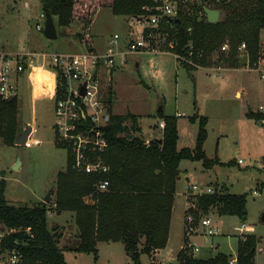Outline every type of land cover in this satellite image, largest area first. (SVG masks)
<instances>
[{
  "label": "rangeland",
  "instance_id": "374dc122",
  "mask_svg": "<svg viewBox=\"0 0 264 264\" xmlns=\"http://www.w3.org/2000/svg\"><path fill=\"white\" fill-rule=\"evenodd\" d=\"M42 13L39 0H0V52L21 50L22 47L35 52H75L82 48L83 36L90 37L91 45L102 52L115 33L124 34L128 28V32H134L137 37L145 26L143 20L135 24L132 18L115 16L108 7H98L87 25L77 21L69 27H59L55 21L57 38L49 40L42 32ZM37 24L42 27L41 31L36 29ZM260 38L264 48V29ZM25 39L29 42L28 45L25 43L26 46ZM228 49L222 50V53ZM237 51L242 52L238 48ZM241 55L247 56L246 52ZM263 59L258 60L255 69L248 61L243 65H227L219 61L203 67L208 70H196L191 77L176 63L172 53L138 52L131 54L126 65L117 69L112 77L105 75L102 94L108 99L110 89L112 111L138 115L143 137L152 131L150 123L157 124L160 117L156 115V110L163 106L165 115L179 112L177 148H193L198 123L196 119H190L205 116L203 151L206 158L217 157L219 161L211 168H204L201 161L180 162L183 176H179L176 182L175 208L167 243L160 254L153 252L148 260L146 255H141L142 264H176L177 253L185 251L183 247L187 241L198 247V251L194 252L197 258L205 259L217 252L235 257L236 244L244 238V234L240 235L241 232L236 229L241 223L247 228L243 233L253 234L258 240L255 263L264 264V221H261L264 213V123L247 115H255L259 112L258 106L262 105L264 118ZM31 76L34 84L23 73L18 78L17 87L19 125L22 129L25 124L33 128L28 144L7 145L0 139V179L4 180V197L8 204L15 206H33L42 201L55 185L57 173L65 169L67 160L66 148L54 137L55 96L50 77L46 69L33 71ZM43 81L49 83V89H43ZM237 89L240 94L236 95ZM156 131L161 134V129ZM17 159L19 167L13 169ZM188 183L209 185L220 192L244 194L243 215L219 216L216 209L210 208L203 214L210 215L219 232L211 236L187 237L184 218L183 230L180 218L183 206L188 203L185 198ZM53 198L51 193V200ZM53 208V205L50 206L51 212L47 213L48 225L56 224L63 233L61 245H71L76 228L73 213L65 211L56 214ZM5 230L0 224V231ZM113 243L98 242L96 256L80 253L73 258L66 253V260L70 264H132L123 243ZM258 247H262L263 251H258Z\"/></svg>",
  "mask_w": 264,
  "mask_h": 264
},
{
  "label": "trees",
  "instance_id": "16d2710c",
  "mask_svg": "<svg viewBox=\"0 0 264 264\" xmlns=\"http://www.w3.org/2000/svg\"><path fill=\"white\" fill-rule=\"evenodd\" d=\"M39 2L42 7L46 5L59 27H69L77 21L89 24L98 7H108L115 16L143 21L156 12L152 9V0ZM177 5L176 16L162 21L160 30L166 40L173 41L172 52L191 62L179 61L183 68L190 70L219 61L227 65L239 63L241 53L237 48L242 42L246 45L249 65L264 57L260 38L264 29V0H178ZM202 6L218 9L222 16L215 22L204 18L197 20ZM149 30L150 27L146 26L143 32ZM83 38L82 43L92 49L90 37ZM224 44L229 46L226 53L221 50ZM105 102L109 118L101 130L107 147L100 153V158L108 167L106 173L75 171L67 156L65 169L57 173L53 200L39 201L33 206L8 204L4 197V180L0 179V224L8 231L2 239V246L16 247L21 254L20 264H70L65 258L66 251L96 256L98 242H122L132 264H142L141 255L151 257L167 243L180 162L201 161L204 168L219 163L217 157L206 158L203 151L205 116L190 119H196L198 123L194 147L177 148L176 116L157 111L164 121L161 139H149L140 134L138 115L112 111L110 89ZM17 113V96L0 98V139L7 145H15L14 139L22 130ZM247 115L256 121L263 119L261 112ZM156 126L158 124L152 128ZM102 179H106L108 185L100 190L97 184ZM195 202L202 213L214 208L219 216H242L245 209L244 194L214 191L198 195ZM52 205L56 214L73 213L76 234L72 235L71 245H61L62 232L56 224L48 225L47 212ZM14 240L18 243L14 244ZM257 241L253 234H246L244 240H238V264H256ZM185 251H178L176 264H230L232 258L224 252H217L202 259Z\"/></svg>",
  "mask_w": 264,
  "mask_h": 264
},
{
  "label": "built area",
  "instance_id": "2783aa9c",
  "mask_svg": "<svg viewBox=\"0 0 264 264\" xmlns=\"http://www.w3.org/2000/svg\"><path fill=\"white\" fill-rule=\"evenodd\" d=\"M177 2L178 0H152V9L156 12L144 20L150 30L147 33L142 30L137 37L126 41L115 33L102 52H98L92 45H90L92 49H89L84 43L82 48L75 52H35L24 47L16 51H1L0 98L9 99L17 96L18 78L23 73L32 74L34 69L42 71L46 69L55 96L54 137L66 148L71 168L88 174L106 173L108 167L100 158V153L107 147V140L101 129L109 118L108 105L102 94L103 79L113 68L124 65L127 55L138 52L172 53L178 61L191 63L183 56L172 52L173 41L166 40L160 30L162 21L176 16ZM202 18L207 21L201 9L198 11L197 20ZM36 29L41 31L42 27L37 24ZM227 49V44L221 46V50ZM238 49L243 54L246 49L245 43H240ZM256 66L257 63L253 65V69ZM261 76L264 77V73ZM258 111L263 113L262 105L258 106ZM262 122L264 123V118ZM159 126L163 128L164 122H160ZM107 185L108 181L102 179L97 187L103 190ZM214 191L215 189L209 185L201 186L196 183L186 185L185 198L188 203L187 205L185 203L184 229L187 237L211 236L219 232L210 215L203 214L195 202L198 195ZM188 208L192 210L188 211ZM50 212L49 210L47 213ZM236 229L241 232L240 235L244 234V240L247 234L243 233L247 229L245 224L241 223ZM7 234L6 230L0 231V264H20V251L16 247L9 249L2 246V239ZM13 242L18 243L17 240ZM183 248L192 255L198 251V247L193 245L192 241H187ZM257 250L263 251L262 247H258ZM229 263L238 264L236 256L232 257Z\"/></svg>",
  "mask_w": 264,
  "mask_h": 264
},
{
  "label": "water",
  "instance_id": "95a60500",
  "mask_svg": "<svg viewBox=\"0 0 264 264\" xmlns=\"http://www.w3.org/2000/svg\"><path fill=\"white\" fill-rule=\"evenodd\" d=\"M43 10V16H44V27H43V35L45 38L49 39V40H54L57 38V30H56V25L54 22V19L49 11V9L46 7V5H43L42 7ZM202 10L205 14L206 20L209 22H215L218 20V16H219V11L217 9L214 8H210L207 6H203ZM175 21H178V19L176 18ZM239 65H243L245 63H247L248 59L246 55H241L239 58ZM32 132V125L30 124H25L23 129L16 135L15 139H14V144L15 145H25L28 141V137ZM131 136V135H129ZM147 137L149 139L151 138H158L161 139V134H158L157 132H150ZM19 159H17L15 165L13 166V169H18L19 167ZM52 186L46 193V195L43 197L42 201L43 202H48L51 199V193L53 190ZM261 221H264V213L261 216Z\"/></svg>",
  "mask_w": 264,
  "mask_h": 264
},
{
  "label": "crops",
  "instance_id": "0c3cea01",
  "mask_svg": "<svg viewBox=\"0 0 264 264\" xmlns=\"http://www.w3.org/2000/svg\"><path fill=\"white\" fill-rule=\"evenodd\" d=\"M25 5H26V3H25ZM218 10V9H217ZM219 11V10H218ZM222 16V12L221 11H219V16H218V18H220ZM134 22H136L135 24H138V23H140V22H142V21H137V20H135L134 19ZM145 23V22H144ZM145 26H146V23H145ZM145 26H143L142 28H141V30H140V32L145 28ZM139 32V33H140ZM120 35V34H119ZM122 36V39H123V41H126L127 39H132V38H134L135 36H134V32H128V28H127V30H125V33L124 34H121ZM28 36V35H27ZM30 39V36H28V40ZM26 40V39H25ZM24 40V41H25ZM28 40H26L25 42H24V46H26V44L28 45L29 44V42H28ZM26 43V44H25ZM9 51H11V50H9ZM134 54V53H133ZM160 54H163V53H160ZM171 54V53H170ZM173 55V54H172ZM131 56V54H129V55H127V58L125 59V64L124 65H119V66H117V67H115V68H113L112 69V71L110 72V74H109V76L110 77H112V75H113V73L114 72H116L117 71V69H120V68H122L121 66H125L126 65V63H127V59H128V57H130ZM174 56V55H173ZM175 57V56H174ZM240 57V56H239ZM176 59V58H175ZM177 60V59H176ZM176 63L181 67V65H180V62L177 60L176 61ZM138 65V64H137ZM263 65H264V59H263ZM205 69V70H208V69H206V68H203V67H201V66H196V67H194L193 69H190V70H188V69H185V68H182L184 71H186V73H188V74H186L187 76H191V77H193V75H194V73H195V71L196 70H198V69ZM226 69H233V68H226ZM239 69V68H238ZM26 73V79H30V81H32V83L31 84H34V80H33V78H32V76H31V73L30 72H25ZM24 73V74H25ZM23 75V74H22ZM19 77H21V75L19 76ZM143 81V80H142ZM43 87V89H45L44 88V86H42ZM237 94H240V91H239V89H237L236 90V95ZM157 111H162L163 112V106H161V107H159L157 110H156V115L158 116V114H157ZM164 114V113H163ZM172 115V114H171ZM149 116H155V114H150ZM174 116H176V118H177V116H179V112H175V114H174ZM159 117V116H158ZM160 122H164L163 121V119L162 118H159V120L157 121V124H158V126H156L155 127V129L154 130H152L151 132H157L156 130H159V129H161V133H162V128L159 126V123ZM157 124H154V123H150L149 124V126H155V125H157ZM151 127H150V129H151ZM32 131H33V128H32ZM32 133V132H31ZM180 177H182L183 176V173H180V175H179ZM176 194V193H175ZM174 199H175V195H174ZM175 207H174V202H173V209H174ZM173 209H172V213H173ZM184 210H185V206H183V209H182V216H181V218H180V221H181V223H182V225H181V227H182V230H183V218H184ZM171 222H172V214H171V219H170V225H169V228H170V226H171ZM75 228V227H74ZM63 234V233H62ZM76 234V228L74 229V231H73V234L72 235H75ZM169 234V233H168ZM62 238V237H61ZM61 240V239H60ZM100 243V242H99ZM106 243H111V244H115V243H113V242H106ZM118 243V242H117ZM160 251H161V249H157L156 251H154L155 253H156V255H158V254H160ZM158 252V253H157ZM66 253H68V255H70V256H72L73 258L76 256V254H78V253H75V252H73V251H66L65 252V254ZM152 256H153V253H152ZM151 256V257H152ZM147 257V260H148V258L150 259L151 257H149V256H146ZM65 258H66V256H65ZM68 261V260H67ZM69 262V261H68ZM149 262V261H148ZM177 262V261H176ZM70 263V262H69ZM149 264V263H148Z\"/></svg>",
  "mask_w": 264,
  "mask_h": 264
},
{
  "label": "bare ground",
  "instance_id": "6f19581e",
  "mask_svg": "<svg viewBox=\"0 0 264 264\" xmlns=\"http://www.w3.org/2000/svg\"><path fill=\"white\" fill-rule=\"evenodd\" d=\"M37 70H38V69H34V71H37ZM41 85L44 86L45 89H49V88H50L49 83H47V82H45V81H43Z\"/></svg>",
  "mask_w": 264,
  "mask_h": 264
}]
</instances>
